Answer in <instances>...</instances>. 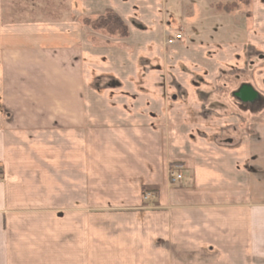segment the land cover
<instances>
[{
  "label": "crops",
  "instance_id": "0c3cea01",
  "mask_svg": "<svg viewBox=\"0 0 264 264\" xmlns=\"http://www.w3.org/2000/svg\"><path fill=\"white\" fill-rule=\"evenodd\" d=\"M223 1L0 0V264H264V0L220 45Z\"/></svg>",
  "mask_w": 264,
  "mask_h": 264
},
{
  "label": "rangeland",
  "instance_id": "374dc122",
  "mask_svg": "<svg viewBox=\"0 0 264 264\" xmlns=\"http://www.w3.org/2000/svg\"><path fill=\"white\" fill-rule=\"evenodd\" d=\"M48 1L49 0H4V13L6 14L8 12V16L13 17L15 19L18 20H22V21H26L29 19H39L45 18L46 13H48L49 9H48ZM244 0H242L241 3H243ZM234 2V1H233ZM225 3H227V1H223L222 4L220 5H225ZM247 4H245L244 6H246ZM241 6V4L239 5ZM243 6V5H242ZM174 7L171 6V8ZM178 11V10H175ZM213 14V13H211ZM219 20H220V36H219V40H214L212 38L207 39L210 42H215V41H219L220 45H222V43H226L227 42H232V41H236L237 38L234 35H225L227 32L230 33V30L228 29H223L222 25L224 22L228 21L229 19H231L230 17L227 18L226 15L223 12H220L218 14ZM182 13H180L179 11L177 12L176 15V23L171 25V31H173V33H175L176 31L179 30V28L181 27V25L177 22V18L181 17ZM240 16L238 14L235 15V17ZM228 19V20H227ZM209 20H213V17L210 16ZM226 32L224 34L221 35V32ZM225 35V36H224ZM224 36V37H223ZM242 41V39L240 40ZM230 47L232 49L233 46H227ZM236 99L234 98V101ZM174 169H170V171H172ZM145 195V194H144Z\"/></svg>",
  "mask_w": 264,
  "mask_h": 264
},
{
  "label": "trees",
  "instance_id": "16d2710c",
  "mask_svg": "<svg viewBox=\"0 0 264 264\" xmlns=\"http://www.w3.org/2000/svg\"><path fill=\"white\" fill-rule=\"evenodd\" d=\"M241 2L242 0H236L229 4L219 5L216 6V10L224 13H232L239 8ZM81 23L90 30L97 33H103L110 38L125 39L128 37L126 25L110 10L94 19H82Z\"/></svg>",
  "mask_w": 264,
  "mask_h": 264
},
{
  "label": "water",
  "instance_id": "95a60500",
  "mask_svg": "<svg viewBox=\"0 0 264 264\" xmlns=\"http://www.w3.org/2000/svg\"><path fill=\"white\" fill-rule=\"evenodd\" d=\"M256 94L249 86H242L238 92L234 94V97L241 102H249L255 99Z\"/></svg>",
  "mask_w": 264,
  "mask_h": 264
},
{
  "label": "built area",
  "instance_id": "2783aa9c",
  "mask_svg": "<svg viewBox=\"0 0 264 264\" xmlns=\"http://www.w3.org/2000/svg\"><path fill=\"white\" fill-rule=\"evenodd\" d=\"M175 39L176 40L180 39V36L179 35H176L175 36ZM167 44L168 45H171V44H173V41L169 40L167 42ZM181 178H182L181 173L178 170H172V171H170V173H169L170 184L177 183L178 181H180ZM151 198H152V194L151 193H146L144 195V200H148V199H151Z\"/></svg>",
  "mask_w": 264,
  "mask_h": 264
},
{
  "label": "flooded vegetation",
  "instance_id": "af4514ba",
  "mask_svg": "<svg viewBox=\"0 0 264 264\" xmlns=\"http://www.w3.org/2000/svg\"><path fill=\"white\" fill-rule=\"evenodd\" d=\"M241 87H242V86H241ZM241 87H240V88H241ZM240 88H239V89H240ZM239 89H238V90H239ZM238 90H237L236 92H238ZM236 92H234V94H235ZM234 94H233V96H234Z\"/></svg>",
  "mask_w": 264,
  "mask_h": 264
}]
</instances>
